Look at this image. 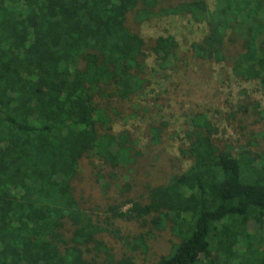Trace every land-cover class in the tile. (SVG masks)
<instances>
[{
    "label": "trees",
    "instance_id": "16d2710c",
    "mask_svg": "<svg viewBox=\"0 0 264 264\" xmlns=\"http://www.w3.org/2000/svg\"><path fill=\"white\" fill-rule=\"evenodd\" d=\"M171 15L207 25L182 54L174 35L141 32ZM149 54L155 73L184 59L225 64L264 94V0H216L213 10L208 0H0V264H264V147L249 129L264 110L247 92L225 114L244 143L198 113L179 147L190 166L130 194L145 151L112 124L126 110L147 115L131 102L151 85ZM166 126L148 124L147 149ZM84 161L122 198L105 204L106 218L139 228L118 259L101 238L102 207L78 195ZM166 230L169 252L140 262Z\"/></svg>",
    "mask_w": 264,
    "mask_h": 264
},
{
    "label": "rangeland",
    "instance_id": "374dc122",
    "mask_svg": "<svg viewBox=\"0 0 264 264\" xmlns=\"http://www.w3.org/2000/svg\"><path fill=\"white\" fill-rule=\"evenodd\" d=\"M208 4L213 10L216 6V0H208ZM141 32L146 39L161 35H174L180 46L179 52L182 54L192 42L199 41L205 36L207 25L196 23L190 17L171 15L144 22L141 25ZM177 62L176 69H167L166 71L159 69L155 73L154 70H157L156 57L149 54L147 63L151 69H149L148 75L151 85L144 94L131 102L133 108H148L147 115L142 117L132 110H126L112 124L115 132L131 131L134 137L138 139L139 147L145 151L141 163L136 166L137 173L133 174L136 184L130 192L132 197H139L133 195L142 192L145 182L164 183L168 180L169 174L184 171L190 166L189 161H181L178 158L180 157L179 147L184 143L185 131L194 115L198 113L207 114L208 118L218 127L220 138L230 139L234 142L241 139L244 143L246 137L238 133L241 130L237 122L232 126L225 120V114L231 110L229 106L237 104L243 98L245 91L253 99L258 100L264 110V94L258 81L242 80L236 77L231 68L225 64L190 59L178 60ZM138 112L141 113L142 110H138ZM253 119L254 116H251L249 122L251 123ZM151 122H165L167 126L161 143L151 145V149H147L148 139L145 130ZM249 129H254L258 135L252 141L253 144L264 147L262 133L264 122L251 125ZM242 142L241 144H243ZM154 154H159L158 161L153 159ZM95 164L101 163L96 161ZM97 173L98 170L88 161L83 162L79 172V181L77 180L83 193L80 190L78 195H83V200L87 205L94 203L102 207V210L98 212L100 213V220L108 223L105 225L109 231L104 232L101 238L113 249L118 259L126 252L125 241L131 239L127 236H133L139 228L135 223L121 218H106L107 215L103 211L105 204L113 200L121 201L122 198L118 195L116 186L113 185L111 190H106V185H101L98 181V179L103 180L98 178ZM115 229L120 230L119 236L112 233ZM171 240L175 241L176 239L167 230L156 232L154 238L149 240L148 255L136 254V258L139 257L140 262H147V260L149 262L161 254L169 252Z\"/></svg>",
    "mask_w": 264,
    "mask_h": 264
}]
</instances>
